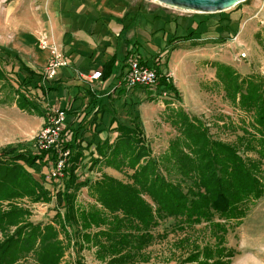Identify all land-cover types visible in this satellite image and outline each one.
<instances>
[{"label": "trees", "instance_id": "trees-1", "mask_svg": "<svg viewBox=\"0 0 264 264\" xmlns=\"http://www.w3.org/2000/svg\"><path fill=\"white\" fill-rule=\"evenodd\" d=\"M112 64L113 59L104 65L101 77L108 74L107 68ZM160 64L158 60L156 69L161 73ZM212 67L226 96L241 110L253 113L250 121L240 119L239 129L243 134L237 137L236 143L214 138L201 117L182 108H172L168 118L176 127L177 136L169 150L155 155L140 122L125 124L110 107L103 105L90 119L86 120L88 113L83 120L79 118L78 126L66 120L59 145L61 152L69 150L65 157L52 146L30 152L24 148L28 146L26 142L1 148L0 231L4 238L0 239V264H21L20 261L30 255L37 264H61L72 238L79 243L81 251L88 244L97 247V258L106 264L148 261L146 250L160 235L153 230L160 220L168 217L180 221L176 223L179 230H183V225L206 222L212 227V236L218 238V245L222 244L223 235L219 230L224 234L226 223L231 221L239 226L252 206L264 197V80L256 73L243 76L236 68L222 62H213ZM27 83L30 82L22 81L24 85ZM0 85L13 89L9 76L1 68ZM157 86L159 94L168 91L176 98L180 96L171 76L162 74ZM16 91L18 106L35 111V105L26 94ZM156 95L149 93L147 101H156ZM91 96V103L96 104L97 96L94 93ZM63 110L66 114L75 113L71 104ZM106 112L111 114L106 129L118 132V136L112 143L108 137L98 142L96 150L100 158L94 159V163L105 162L126 172L133 170L132 182L108 174L98 180L77 182L76 170L85 158L86 148L93 143L83 147L80 131L86 128V131L101 133L97 115L103 117ZM43 116L44 127L50 126V113ZM37 140L33 139L35 145ZM251 148L256 150L257 158L245 156V151ZM62 158H65L64 174L68 173L69 177L65 189L56 193L58 212L51 222L35 223L30 219L31 211L14 201L25 197L35 202L50 201L49 192L35 173L38 169L42 172L44 168L54 167ZM84 186L100 207L78 203V192ZM144 195H148L154 205ZM4 202H7L5 207ZM215 217L225 222H217ZM66 223L71 224V235ZM224 251V247L217 246L218 258L214 260L209 246H195L185 262L229 264V259L223 258ZM227 254L233 256L231 251Z\"/></svg>", "mask_w": 264, "mask_h": 264}, {"label": "rangeland", "instance_id": "rangeland-1", "mask_svg": "<svg viewBox=\"0 0 264 264\" xmlns=\"http://www.w3.org/2000/svg\"><path fill=\"white\" fill-rule=\"evenodd\" d=\"M137 1L151 10H159L163 14L171 15V17L183 15L186 25L185 27L182 26L179 36L175 37V34H173L175 38H172V42H170L172 43L170 44L172 46V58L175 54L173 53L174 49L178 48L191 49L190 56L182 58L178 62L179 64H176L177 69L173 66L171 68L169 64L168 71L171 73L176 71L178 77L189 84L190 87L194 81L197 82L200 90L198 93L192 90L191 96L185 98L184 90L182 92L179 89V97L176 98L171 94V99L169 96H166L167 98L159 97L153 102L147 101L149 93L159 96L160 94L148 89L146 91L138 90L132 96H124L125 98H113L115 94L112 93L107 101L117 119L128 125L133 121L140 122L148 144L155 155L169 150L171 141L177 136L176 127L172 125L168 118L172 108H182L190 114L201 117L209 126L214 138L236 143L237 137L243 134L242 130L239 129L240 119L244 117L247 121H250L253 113L241 110L235 102L226 96L223 85L216 77V69L212 67V63L222 62L231 65L243 76L256 73L264 80V0H244L232 8L212 13L188 12V10L182 8L165 6L156 0ZM7 5V0H0V19ZM178 38L182 39V43L174 46L176 44L174 41ZM170 51L169 48L158 52V54L164 55L165 65L168 62ZM145 52L149 55L155 53L151 52L150 49H145ZM0 68L9 76L13 86V89H10L1 86L2 84L0 85V135L4 136L13 127H16L10 122H6L4 118L17 117L24 126V120L26 121L29 116L25 112H22L21 115L18 113L16 116L5 108L17 101L16 90L20 92V88L15 86L9 75L10 73L5 70L2 64H0ZM194 86L198 87L197 84H194ZM201 92L203 95H201ZM23 93L27 94L26 91H23ZM84 113L83 111L81 114ZM85 114L83 117L79 116V118L83 120ZM110 115L107 112L103 116L105 127H109ZM75 126L78 125L75 124ZM80 132L82 135L79 138L83 140V147H86L91 141L93 143L86 148L85 158L79 169L76 170L77 182L85 179L98 180L105 174L124 182H132L130 176L133 174V170L126 172L112 165H107L105 162L94 163V159L100 158L96 150L98 142L104 141L108 137L110 143H112L116 140L118 132H109L105 129L101 133L95 134L96 131H86V128L81 129ZM2 141L5 143L4 139ZM17 141L16 143H28V146L24 148L30 152L37 151L33 139L23 140L18 138ZM3 147L1 145L0 150ZM242 152L244 153V149ZM245 152V156L258 157L254 148ZM38 171V173H35V177L44 183L51 200L35 202L25 197L14 202L31 211L32 216L30 219L33 222L47 223L51 222L58 212L56 193L65 189L69 175L68 173L64 174L60 180L51 182L42 179L41 169H38ZM144 198L154 205L148 195H144ZM78 203L84 206H101L89 195L88 187L85 186L78 192ZM6 205L7 202H4L2 206L5 207ZM60 210L64 214V208ZM214 220L225 222L218 217H215ZM178 222L180 221L177 220L176 222L172 217L160 220L153 230L154 234L160 235L146 250V254L150 259L135 264H200V262H185L195 246H209L214 252L213 255L217 254V246L224 247L225 257L223 258L225 260L229 259V264H264V197L252 206L239 226H236L235 221H231L226 223L227 229H225L224 234H222V229L219 230L220 235H223V243L220 245H218V238L212 236V227L208 223L202 222L188 227L183 225L185 226L183 230H179L176 225ZM181 222L183 221L181 220ZM66 227L71 235V224L66 223ZM92 230L96 229L93 228ZM163 233L165 235H162ZM61 237L64 238V234H61ZM3 238L0 231V239ZM181 241L184 243L181 244ZM69 244L70 247L66 251L61 264H106L97 258V247L92 244L86 245L82 251L79 249V243H75V239L72 238ZM229 251L232 252L233 256H226ZM217 258L218 256L215 255L213 259L216 260ZM20 262L21 264H37L33 255L22 259Z\"/></svg>", "mask_w": 264, "mask_h": 264}, {"label": "crops", "instance_id": "crops-1", "mask_svg": "<svg viewBox=\"0 0 264 264\" xmlns=\"http://www.w3.org/2000/svg\"><path fill=\"white\" fill-rule=\"evenodd\" d=\"M7 1L0 19V64L10 73L16 87L21 88L23 80L30 82L25 86L33 88L32 95L26 96L36 110L21 109L17 101L5 107L11 114L17 116L25 112L29 118L24 120L23 126L17 117H12L10 123L16 127L6 135H0L2 147L18 142V138L33 139L43 128V114L48 112V105L66 108L71 104V110L75 113H67L66 120L75 126L79 123V116L88 113V120L98 107H109L107 99L112 93L115 94L113 98H125L137 93L138 90L127 93L124 87L119 86L121 72L127 70L128 60L135 56L152 64L153 57L159 51L170 48L163 70L173 77L180 91L184 90L185 98L191 96L192 90L195 93L200 90L197 82L194 81L190 87L178 77L176 71H168L169 64L177 69L176 64L190 56L191 49L178 48L174 49L172 58L170 42L180 35L182 26L186 25L183 15L171 17L159 10H151L137 0ZM181 40L176 39L174 46L181 44ZM42 41L55 46L69 60L67 66L58 68L53 79L43 84L38 73L45 69L53 55L52 47H44ZM145 49L155 53L149 55ZM112 59L113 64L107 68L109 72L105 77L90 79L92 73L102 71ZM20 92L23 94L21 89ZM92 93L97 96L96 104L91 103ZM83 111L85 113L81 114ZM97 117V122L101 123L98 130L104 131L103 117L101 114Z\"/></svg>", "mask_w": 264, "mask_h": 264}, {"label": "built area", "instance_id": "built-area-1", "mask_svg": "<svg viewBox=\"0 0 264 264\" xmlns=\"http://www.w3.org/2000/svg\"><path fill=\"white\" fill-rule=\"evenodd\" d=\"M162 4V3H160ZM164 5V4H163ZM167 6V5H165ZM170 7V6H169ZM43 46H51V52L53 57L49 60L45 69L40 73L42 84L45 83L46 80L53 79L56 74L58 68L61 66H67L69 64V60L64 57V55L56 49L55 46H52L45 41H42ZM158 54V53H157ZM157 54L153 57V63L148 64L142 61L141 57L135 56L128 60V68L127 70H123L119 76V86L124 87L129 92H135L137 90L146 91V89L151 91H157L158 82L162 74H166L163 70V65L165 64L164 55L160 54V58H157ZM160 61L161 73L156 69V62ZM101 71H96L90 75L91 80H100L101 79ZM169 76V75H168ZM20 88V86H17ZM23 91H26L28 96L32 93L33 88H29L28 86H21L20 88ZM171 93L168 91H163L160 93L158 98H167L169 96L171 99ZM48 112L50 113V123L51 125L48 127H44L37 133L34 138H37L36 147L39 148H47L48 146H52L54 148H58L60 145V135L64 123L66 122L67 114L63 108L54 107L53 105H48ZM33 138V139H34ZM63 157H65L69 150L61 152ZM64 167H65V158H62L58 161V163L51 168L43 169L41 172L42 179L46 181H57L60 180L64 176Z\"/></svg>", "mask_w": 264, "mask_h": 264}, {"label": "water", "instance_id": "water-1", "mask_svg": "<svg viewBox=\"0 0 264 264\" xmlns=\"http://www.w3.org/2000/svg\"><path fill=\"white\" fill-rule=\"evenodd\" d=\"M164 5L198 12H218L232 8L244 0H158Z\"/></svg>", "mask_w": 264, "mask_h": 264}, {"label": "bare ground", "instance_id": "bare-ground-1", "mask_svg": "<svg viewBox=\"0 0 264 264\" xmlns=\"http://www.w3.org/2000/svg\"><path fill=\"white\" fill-rule=\"evenodd\" d=\"M158 3H161V2H159L158 0H156ZM163 4V3H162ZM189 11H191V12H193V10H188V12ZM196 12H198V11H196ZM5 119V121L6 122H10V121H12V117L9 119L8 117H6V118H4ZM13 121H15V120H13Z\"/></svg>", "mask_w": 264, "mask_h": 264}]
</instances>
